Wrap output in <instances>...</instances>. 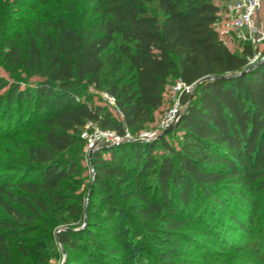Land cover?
Listing matches in <instances>:
<instances>
[{
    "label": "trees",
    "instance_id": "trees-1",
    "mask_svg": "<svg viewBox=\"0 0 264 264\" xmlns=\"http://www.w3.org/2000/svg\"><path fill=\"white\" fill-rule=\"evenodd\" d=\"M224 12L217 0H0L4 70L37 79L0 95L9 125L32 135L0 175V264H46L30 238L61 226L65 264H264V60L243 73L256 49L227 47ZM202 79L167 135L94 151L86 201V123L135 135L168 85Z\"/></svg>",
    "mask_w": 264,
    "mask_h": 264
},
{
    "label": "rangeland",
    "instance_id": "rangeland-1",
    "mask_svg": "<svg viewBox=\"0 0 264 264\" xmlns=\"http://www.w3.org/2000/svg\"><path fill=\"white\" fill-rule=\"evenodd\" d=\"M53 1V0H51ZM69 0H64V3L67 2ZM228 0H217V2L219 3V5H223L225 3H227ZM80 2V1H79ZM79 9H80V5H79ZM54 11H52V13L50 12L51 15H54ZM15 16V15H14ZM259 16L261 18V20L264 21V7L263 9L260 11ZM17 17V16H15ZM79 20V17H78ZM216 29L218 30L220 36L224 39L225 44L227 45V47L234 51V52H240L241 51V46L244 40L240 39L237 34L232 31L231 29V22L227 16V14L221 13L220 14V18L219 21L216 24ZM257 50V49H256ZM260 51H262V53L264 54V45L260 46L259 48ZM4 58L2 56V54L0 53V79H2L4 86L0 89V95H4L7 91V88L9 86L12 85H19L21 89H23L24 87H26L27 85L32 87L35 85V83L37 82V79L35 78H27L26 76L23 75H19L21 78V81H18L15 77H13V75H11V73L7 72L4 70ZM19 78V77H18ZM23 81H28L25 82L27 84H25ZM175 82L171 83L170 85H168L165 90H164V94H163V99H164V104L163 107L159 110V112L155 113V120L154 123L152 124H148L140 133L143 132H149L154 130L157 125L159 124V122L162 120L163 116L165 115V113L171 108L172 102L170 100V93H171V88L173 86ZM194 91H192L190 93V95L193 94ZM86 93H88V95H90L93 99L94 103H99L103 106H106V104L104 103V99L101 97L100 92H97L91 88H88V90H86ZM182 98V97H181ZM18 102V101H17ZM16 102V105H17ZM108 105V104H107ZM109 106V105H108ZM13 108H15V105L12 106ZM25 109V107H24ZM186 107L183 106V111H185ZM12 110V108H11ZM5 109L3 108L2 110H0V175H3L4 173V163L8 164L11 161L15 160L16 158L14 157H18L17 160L20 161V163H23V158H20L23 155V145L21 144L22 142L26 143L32 140V135L29 133L28 130H26V128L22 127H18V125L15 124V118L12 119V122L10 123L11 125H9V121H8V117H7V112H4ZM6 113V114H5ZM181 113V114H182ZM27 119V116H26ZM25 119V121H26ZM24 121V122H25ZM17 126V127H15ZM9 131V134H8ZM137 133L135 135L130 134L132 137H136L138 134ZM15 143L21 144L20 146H15ZM90 154V153H89ZM88 152L86 151V148L84 146L83 150H82V168H84L83 171V177L79 178L80 182H82L81 186L84 187L86 189V201L88 199L89 196V192L92 186V179H93V170L91 168V163H90V157H89ZM93 155V153H92ZM105 156H107L105 154ZM90 159V160H89ZM79 181H77L76 183H80ZM1 216V213H0ZM85 227V224H81L76 230H82ZM264 228V225L262 226ZM66 227H58L56 229H54V232H52V236H47V235H38L35 236L33 235L30 238V241L32 240L35 243V246L32 245L31 247H33V250L31 251L33 256H32V261L37 259V260H45L46 264H65L66 261V253L63 250L62 246L59 244L58 240H57V236L60 230L65 229ZM83 240L85 239V236L82 238ZM232 240L230 241H238V243H240L241 245L246 244V240H240L237 236H231ZM255 244V247L253 248L256 252L263 251L264 249L262 248L261 244H259V240L258 241H253V244ZM218 246V245H217ZM199 252V251H198ZM201 253V250H200ZM43 256H41V255ZM203 254V253H202ZM30 260H22V259H17V263L16 264H30Z\"/></svg>",
    "mask_w": 264,
    "mask_h": 264
},
{
    "label": "built area",
    "instance_id": "built-area-1",
    "mask_svg": "<svg viewBox=\"0 0 264 264\" xmlns=\"http://www.w3.org/2000/svg\"><path fill=\"white\" fill-rule=\"evenodd\" d=\"M263 7L264 0H228L224 4L232 31L240 39L249 42L254 49H257L253 58L249 60V67L264 60V54L259 50L260 46L264 45V21L259 16ZM192 87L186 86L180 80L176 81L170 93L171 108L165 113L154 130L140 133L136 137H132L128 132L119 136L115 132L101 130L91 122L86 123L81 133V138L85 141L86 151L89 154L90 152L94 153L104 145L116 146L125 142L146 143L156 140L163 131L179 121L184 106L181 103V97L186 93L190 94ZM100 95L109 106L115 105L113 97L106 93H100Z\"/></svg>",
    "mask_w": 264,
    "mask_h": 264
},
{
    "label": "water",
    "instance_id": "water-1",
    "mask_svg": "<svg viewBox=\"0 0 264 264\" xmlns=\"http://www.w3.org/2000/svg\"><path fill=\"white\" fill-rule=\"evenodd\" d=\"M261 61H263V60H261ZM261 61H258V62L255 63L254 65L250 66V67H249L246 71H244L243 73H246V72L252 70V69L255 68L258 64H260ZM202 81H204V79H202V80L196 82V83L193 85V87H192V91H194V89L196 88V86H197L198 84H200ZM185 111H186V109H185ZM185 111H183V113H182L180 119L182 118V116H183V114L185 113ZM180 119H179V120H180ZM178 122H179V121H178ZM178 122H177L176 124H174V125H171V126H170L169 128H167L165 131H163V132L159 135L158 139L164 137V136L167 135L169 132H171L172 130H174V129L176 128ZM89 157H90V159L92 158V152H90Z\"/></svg>",
    "mask_w": 264,
    "mask_h": 264
},
{
    "label": "crops",
    "instance_id": "crops-1",
    "mask_svg": "<svg viewBox=\"0 0 264 264\" xmlns=\"http://www.w3.org/2000/svg\"><path fill=\"white\" fill-rule=\"evenodd\" d=\"M216 30H217V29H216ZM218 30H219V29H218ZM218 30H217V31H218Z\"/></svg>",
    "mask_w": 264,
    "mask_h": 264
}]
</instances>
